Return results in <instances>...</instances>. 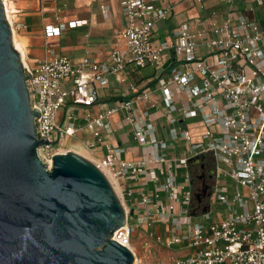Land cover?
<instances>
[{"label":"built area","instance_id":"1","mask_svg":"<svg viewBox=\"0 0 264 264\" xmlns=\"http://www.w3.org/2000/svg\"><path fill=\"white\" fill-rule=\"evenodd\" d=\"M172 9L166 0H123L121 44L114 46L101 63L87 56L74 60L53 54L34 66L23 64L30 73L26 81L29 101L40 113L36 131L48 140L37 149L38 156L50 167L53 155L71 150L64 149V140L75 137L81 129L91 132L93 139L87 145L93 147L101 142L102 132L111 129L113 114H122L146 157L130 162L121 157L124 148L105 144L103 159L94 164L108 179L116 181L118 189L119 180L139 176L143 184L159 182L148 165L166 160L157 154V146L164 147V141L156 136L148 110L160 107L174 139L185 143L172 168L169 164L166 178L156 187V191L166 192L167 200L157 193L151 196L141 192L140 199H135L130 190L119 191L126 218L111 239L128 247L135 258L132 238L155 215L168 222L172 232L166 236L150 233L148 237L171 252L175 245L184 250L171 255L172 264H264V30L243 16L232 24L233 13L229 12L222 26L213 27V36L202 28L190 32L184 26L174 28L168 40L157 38V22L167 20ZM99 11L110 17L108 0L100 1ZM196 22L199 24V20ZM84 23L47 24L43 33L46 37L58 36L64 29ZM9 24L11 32L23 26L20 22ZM169 58L173 60L163 68ZM129 66L135 70L155 68L160 74L153 89L130 85V97L92 115L89 107L97 100L94 84ZM153 91L158 94L157 102L150 98ZM137 101L146 107L136 112ZM71 106L83 110L82 124L74 113L65 110ZM60 110H65L63 119L57 117ZM191 117H198L203 125L204 133L197 141L179 126L180 120ZM204 154L212 157L216 169L231 183V192L224 185L214 184L212 188V203L227 212L219 220L201 221L199 218L208 213L189 212L194 168L188 167V160L195 161ZM181 166L186 169L190 189L184 185L177 188L174 168ZM177 202L182 207L179 215L173 212Z\"/></svg>","mask_w":264,"mask_h":264},{"label":"water","instance_id":"2","mask_svg":"<svg viewBox=\"0 0 264 264\" xmlns=\"http://www.w3.org/2000/svg\"><path fill=\"white\" fill-rule=\"evenodd\" d=\"M29 78L0 0V264H133L111 239L126 214L99 167L75 149L50 167L38 156L48 140L36 131Z\"/></svg>","mask_w":264,"mask_h":264},{"label":"crops","instance_id":"3","mask_svg":"<svg viewBox=\"0 0 264 264\" xmlns=\"http://www.w3.org/2000/svg\"><path fill=\"white\" fill-rule=\"evenodd\" d=\"M101 0H11L17 12L11 18L12 22H20L23 26L14 31L17 40L24 54V63L27 66H34L42 59H46L53 54H64L79 60L82 57H89L93 61L101 63L108 59L109 54L114 46L121 44L120 30L123 26V16H121V3L123 0H108L110 17L100 14L99 5ZM173 9L167 20H160L156 24L157 38L168 40L172 30L177 27H186L190 32H195L201 28L206 30L208 35L213 36V27L222 26L229 12L233 13L232 24L238 17L243 16L246 20L254 21L258 27L264 30V0H166ZM10 4V2H9ZM58 18V19H57ZM199 20V24L196 22ZM68 21H85L79 27L64 29L60 35L46 37L43 28L47 24L63 23ZM24 50V51H23ZM20 52V51H19ZM21 52V54H22ZM170 57V56H169ZM172 57V56H171ZM173 58L165 60L163 68L169 66ZM168 62V66L165 67ZM157 71L153 67H144L134 69L130 66L119 72L117 75H109L103 81L96 82L94 89L96 91V101L89 107L92 115H97L104 110L113 107L120 99L128 98L132 95L130 85L137 89H153L156 83L154 75ZM152 101H159L158 94H150ZM145 105L137 101L135 104L136 112L142 110ZM146 107V106H145ZM68 113H74L78 119L77 122L82 124L83 110L81 107L71 106L65 108ZM65 110L57 113L58 119H63ZM150 111V120L154 126V131L159 140L164 141V147H158L157 154L165 156V161L152 163L148 168L159 176V182L148 181L143 184L141 176L135 180H119L118 192L130 190L132 197L140 199V193L154 195L166 198L164 190L156 191V187L166 178V170L174 164V159L180 156L184 149V142L174 139L171 133V127L168 125L162 114L160 107H153ZM179 126L188 130L192 140H199L200 135L204 133L203 125L198 117L180 120ZM75 144L67 146L69 149H75L77 152L90 159L94 163L100 162L105 155V144L112 147L124 148L121 157L130 162L138 161L146 157V153L132 137L130 126L123 120L122 114H113L111 117V129L102 132V140L99 144L90 147L87 145L91 141L92 134L89 130L81 129L75 137ZM69 139V138H66ZM65 139V140H66ZM205 155V154H204ZM210 156V155H208ZM211 157V156H210ZM212 158V157H211ZM185 167H175L177 188L184 185L185 189H190V184L186 183L185 172L183 177L185 182L178 180V169ZM163 172L162 174L160 172ZM213 185L226 186L227 192H231V183L229 178L219 172L214 164ZM114 181V180H113ZM116 182V181H114ZM118 187V186H117ZM193 190V188L191 189ZM214 195L208 203V208L203 214L207 217H201L199 220H219L227 214L225 208L212 203ZM130 199V197H127ZM182 210L181 204H174V213L176 215ZM142 211V209H141ZM192 215H197L193 211ZM202 212V211H200ZM149 224H143L140 228L146 230L145 234L160 233L164 236L171 234L172 227L168 222L161 221L155 215H152ZM139 228V229H140ZM185 230V228H182ZM177 245L174 246L172 254L182 253ZM176 250L178 252H176Z\"/></svg>","mask_w":264,"mask_h":264},{"label":"rangeland","instance_id":"4","mask_svg":"<svg viewBox=\"0 0 264 264\" xmlns=\"http://www.w3.org/2000/svg\"><path fill=\"white\" fill-rule=\"evenodd\" d=\"M10 5H13L11 0H8ZM17 37V35H16ZM160 73L156 72L155 77H157ZM149 113L151 110H148ZM75 138H69L64 140L63 147L64 149L67 146L75 144ZM186 169H178V180L181 182H185L183 177V173ZM146 230L140 228L138 232L133 236L131 246L135 252V258L133 260V264H172L170 262L171 250L164 249L163 247L156 244L151 238H149L145 234ZM176 252H178L176 250Z\"/></svg>","mask_w":264,"mask_h":264},{"label":"flooded vegetation","instance_id":"5","mask_svg":"<svg viewBox=\"0 0 264 264\" xmlns=\"http://www.w3.org/2000/svg\"><path fill=\"white\" fill-rule=\"evenodd\" d=\"M195 164H199L196 167L193 166L194 171L192 175L193 179V197H192V208L195 211H202L203 208H208V203L211 199V193L213 188V178L215 176L214 172V162L212 158L208 155H204L201 158L195 160ZM199 196L197 198L195 196Z\"/></svg>","mask_w":264,"mask_h":264},{"label":"bare ground","instance_id":"6","mask_svg":"<svg viewBox=\"0 0 264 264\" xmlns=\"http://www.w3.org/2000/svg\"><path fill=\"white\" fill-rule=\"evenodd\" d=\"M3 3H4L5 13H6L7 19H8L10 22H12V19H11V18L14 16L15 12H17V11H16V9H15L13 6H11V5L9 4L8 0H3ZM12 42H13L14 47L17 49L18 52L20 51V54H21L22 50H21V48H20V44H19V42H18V40H17V37H16L14 31H12ZM23 51H24V50H23ZM24 54H25V53H24ZM24 54H23V52H22V54H21V59H22V61H23V59H24ZM23 64H25L24 61H23ZM109 179H110L109 181H111V183H112V185H113V187H114L115 192H116L117 195L119 196L118 187H117V185H116V182H114L113 179H111V178H109ZM131 248H132V247H131ZM135 264H136V263H135Z\"/></svg>","mask_w":264,"mask_h":264}]
</instances>
